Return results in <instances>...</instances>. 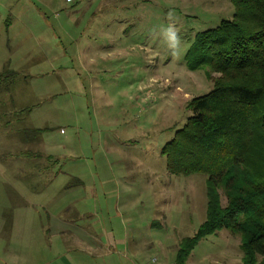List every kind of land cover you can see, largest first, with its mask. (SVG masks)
I'll list each match as a JSON object with an SVG mask.
<instances>
[{
  "label": "rangeland",
  "instance_id": "1",
  "mask_svg": "<svg viewBox=\"0 0 264 264\" xmlns=\"http://www.w3.org/2000/svg\"><path fill=\"white\" fill-rule=\"evenodd\" d=\"M233 13L230 0H0V36L7 37L0 44V208L14 194L45 207L61 181L34 198L15 166L52 155L59 171L96 179L95 208L137 211L149 222L166 195L176 237H192L205 220L206 177L169 175L160 151L192 115L188 101L209 93L217 76L186 68L189 46ZM121 171L131 184L128 192L119 183L116 193ZM239 245L220 230L185 264H242Z\"/></svg>",
  "mask_w": 264,
  "mask_h": 264
},
{
  "label": "trees",
  "instance_id": "2",
  "mask_svg": "<svg viewBox=\"0 0 264 264\" xmlns=\"http://www.w3.org/2000/svg\"><path fill=\"white\" fill-rule=\"evenodd\" d=\"M230 2L232 18L197 33L184 57L189 71L217 75L212 90L188 101L192 115L160 151L169 175L206 177L205 220L173 264L220 230L240 238L242 264H264V0Z\"/></svg>",
  "mask_w": 264,
  "mask_h": 264
},
{
  "label": "crops",
  "instance_id": "3",
  "mask_svg": "<svg viewBox=\"0 0 264 264\" xmlns=\"http://www.w3.org/2000/svg\"><path fill=\"white\" fill-rule=\"evenodd\" d=\"M21 20L15 21L22 24ZM0 21L4 17L0 16ZM5 32H11L9 22ZM4 40L7 37L0 36V44L5 46ZM16 103L19 108L18 98ZM34 132L37 134V130ZM19 134L26 140V133ZM21 154L28 159L27 152ZM45 159L41 163L17 162L15 166L34 198L44 194L55 181L61 182L57 193L41 209L33 204L28 206L23 201L25 194L23 199L19 194L10 196L6 205L10 207L0 208V264H170L168 254L174 251L176 255L178 243L185 237H176L178 225L172 221L171 211L164 207L169 202L166 195L158 208L148 213L149 222L145 215L143 221L137 219V211L128 215L120 208L101 210L94 207L101 195L96 179L89 183L79 174L59 171L58 160L52 155ZM120 175L113 179L116 193L120 192L119 183L123 191H128L131 184L122 171ZM154 253L159 255V263L155 257L149 259Z\"/></svg>",
  "mask_w": 264,
  "mask_h": 264
},
{
  "label": "clouds",
  "instance_id": "4",
  "mask_svg": "<svg viewBox=\"0 0 264 264\" xmlns=\"http://www.w3.org/2000/svg\"><path fill=\"white\" fill-rule=\"evenodd\" d=\"M170 39L177 40V37L174 31H170Z\"/></svg>",
  "mask_w": 264,
  "mask_h": 264
},
{
  "label": "built area",
  "instance_id": "5",
  "mask_svg": "<svg viewBox=\"0 0 264 264\" xmlns=\"http://www.w3.org/2000/svg\"><path fill=\"white\" fill-rule=\"evenodd\" d=\"M74 0H66V2L70 3V2H73Z\"/></svg>",
  "mask_w": 264,
  "mask_h": 264
}]
</instances>
